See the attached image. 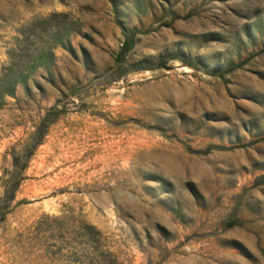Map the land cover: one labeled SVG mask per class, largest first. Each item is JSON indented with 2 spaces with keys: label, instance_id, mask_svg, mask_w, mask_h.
Wrapping results in <instances>:
<instances>
[{
  "label": "rangeland",
  "instance_id": "obj_1",
  "mask_svg": "<svg viewBox=\"0 0 264 264\" xmlns=\"http://www.w3.org/2000/svg\"><path fill=\"white\" fill-rule=\"evenodd\" d=\"M20 58L0 264H264V0H0Z\"/></svg>",
  "mask_w": 264,
  "mask_h": 264
},
{
  "label": "trees",
  "instance_id": "obj_2",
  "mask_svg": "<svg viewBox=\"0 0 264 264\" xmlns=\"http://www.w3.org/2000/svg\"><path fill=\"white\" fill-rule=\"evenodd\" d=\"M51 56L53 57L54 55L51 54ZM13 59H15V57ZM14 63L16 64H12L14 66H12L10 70H6V73L4 71L2 75L3 84L2 86H0V97L1 98L4 97V95L6 94L13 95L16 86L19 83H22L26 79V76L19 73V70H18V68L21 67V63H22L21 58L16 62L14 61Z\"/></svg>",
  "mask_w": 264,
  "mask_h": 264
}]
</instances>
